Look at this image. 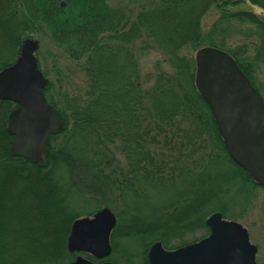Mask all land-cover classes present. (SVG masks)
<instances>
[{"label": "trees", "instance_id": "trees-1", "mask_svg": "<svg viewBox=\"0 0 264 264\" xmlns=\"http://www.w3.org/2000/svg\"><path fill=\"white\" fill-rule=\"evenodd\" d=\"M140 2L135 9L107 0H0V72L25 39L41 34L87 80L60 99L52 82L44 91L67 120L51 137L46 168L10 154L8 119L18 105L0 99V264L71 263L73 223L103 207L118 218L110 261L150 264L156 242L172 250L201 241L215 212L242 221L264 189L228 153L184 53L228 52L264 98V18L236 9L249 2L264 11V0ZM212 11L218 18L207 29ZM41 22L46 30L35 32ZM153 53L162 59L145 76L141 61Z\"/></svg>", "mask_w": 264, "mask_h": 264}, {"label": "water", "instance_id": "water-1", "mask_svg": "<svg viewBox=\"0 0 264 264\" xmlns=\"http://www.w3.org/2000/svg\"><path fill=\"white\" fill-rule=\"evenodd\" d=\"M39 41L25 39L14 64L0 72V99L18 105L8 119L14 137L9 152L46 168L51 137L67 126L64 115L50 104L44 91L51 86L39 67ZM195 84L210 106L216 124L233 161L264 187V98L226 51L204 47L195 56ZM116 214L103 208L93 216L77 219L68 238V250L79 256L71 264H97L113 252L112 233ZM206 225L210 235L201 241L173 250L161 242L150 247V264H258V247L240 222L228 220L221 212L211 214ZM101 264H113L105 261Z\"/></svg>", "mask_w": 264, "mask_h": 264}, {"label": "rangeland", "instance_id": "rangeland-1", "mask_svg": "<svg viewBox=\"0 0 264 264\" xmlns=\"http://www.w3.org/2000/svg\"><path fill=\"white\" fill-rule=\"evenodd\" d=\"M107 1L110 5L115 7H124L125 5L138 9L139 4H141L140 1L144 0H138L136 2L130 3L128 2L127 4H124L122 0ZM236 9L251 11L264 18L263 11L257 6H253L249 2L239 5ZM217 18L218 13L216 11H212L211 13H209V15L205 18L206 28L208 29L209 27H211ZM33 36L32 39L36 38L40 43V49L37 52V58L39 61L40 68L46 78H48L54 85L52 89L53 96L58 97V99H60L65 93L74 94L76 91L84 88L87 81L86 75L83 69L80 68L79 64H77V62L75 61L70 60L65 54L64 49L57 47L55 44L52 43V41L48 37L42 36L41 34ZM243 42H245L244 37L240 39V44H243ZM184 53L189 57H193L195 61L197 51H192L191 48H187ZM157 59L161 60L162 57L161 55H157L155 53L151 54V56L143 58L141 64L145 76L153 74L154 63ZM258 77L259 82L261 83V85L264 86V69L258 71ZM238 222H240L245 228L248 229L251 242L259 247V253L257 255L258 264H264V189L260 188L255 190V195L252 200V205L249 214L242 221ZM203 234H205L204 231L197 232L194 236L187 237L186 240H191L193 237L199 238ZM118 254L124 253L120 252ZM121 260V264H124V260Z\"/></svg>", "mask_w": 264, "mask_h": 264}, {"label": "flooded vegetation", "instance_id": "flooded-vegetation-1", "mask_svg": "<svg viewBox=\"0 0 264 264\" xmlns=\"http://www.w3.org/2000/svg\"><path fill=\"white\" fill-rule=\"evenodd\" d=\"M61 6L62 7H65L66 5L64 4V3H62L61 4ZM259 8V7H258ZM263 11V10H262ZM264 12V11H263ZM38 27L39 28H36V30H35V32H37V31H45L46 30V25H45V23L44 22H41V23H39V25H38ZM32 39V38H31ZM41 69V68H40ZM42 71V70H41ZM113 234V233H112ZM111 242H112V238H111ZM113 246V245H112ZM257 246V245H256ZM258 247V246H257ZM113 253V252H112ZM258 253H259V247H258ZM112 256V255H111ZM111 256H110V258H111ZM110 258H108V259H106V260H104V261H102V262H100V263H97V264H101V263H103V262H105V261H109V262H112V261H110ZM96 263V262H95ZM113 263V262H112ZM114 264V263H113Z\"/></svg>", "mask_w": 264, "mask_h": 264}]
</instances>
